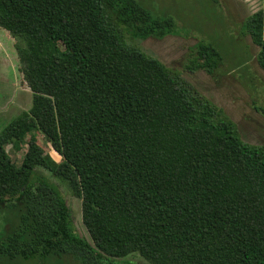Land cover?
<instances>
[{
	"label": "trees",
	"instance_id": "1",
	"mask_svg": "<svg viewBox=\"0 0 264 264\" xmlns=\"http://www.w3.org/2000/svg\"><path fill=\"white\" fill-rule=\"evenodd\" d=\"M173 27L137 0H0V28L24 42L32 92L30 109L0 131V264H132L123 260L134 254L149 264H264V147L243 142L179 71L129 42ZM240 27L264 73V0ZM221 64L198 42L184 70ZM27 136L17 165L6 147ZM38 168L81 200L92 243Z\"/></svg>",
	"mask_w": 264,
	"mask_h": 264
},
{
	"label": "rangeland",
	"instance_id": "2",
	"mask_svg": "<svg viewBox=\"0 0 264 264\" xmlns=\"http://www.w3.org/2000/svg\"><path fill=\"white\" fill-rule=\"evenodd\" d=\"M137 1L154 17L171 18L174 27L172 35L162 40L149 38L129 42L167 68L179 71L200 95L224 111L236 125L243 142L264 147V73L254 59L257 48L248 36L242 37L240 27L247 17L263 8V0ZM198 42L212 45L221 55L222 64L213 74L203 70L192 74L184 70ZM23 46V41L0 28V131L20 113L28 111L32 104V92L24 80L23 66L18 59V49ZM33 136L49 159L55 163L61 161L42 134L34 133ZM29 138L27 136L15 148L6 147L17 165L26 152ZM36 173L54 184L70 210L75 233L92 243L82 223L81 200L49 171L38 168ZM6 223V216L0 213V233ZM123 261L149 264L136 254ZM50 264L65 263L54 260Z\"/></svg>",
	"mask_w": 264,
	"mask_h": 264
}]
</instances>
